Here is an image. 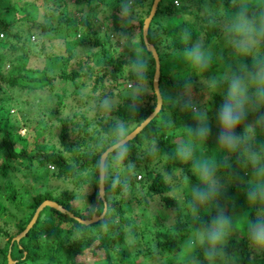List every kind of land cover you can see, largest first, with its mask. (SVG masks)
Here are the masks:
<instances>
[{
	"label": "clouds",
	"instance_id": "1",
	"mask_svg": "<svg viewBox=\"0 0 264 264\" xmlns=\"http://www.w3.org/2000/svg\"><path fill=\"white\" fill-rule=\"evenodd\" d=\"M135 4L136 0H121L118 16L125 28L133 27L140 19L135 14ZM228 4V10H223L221 0V8L213 10L212 0H203L202 14L218 30L222 49L214 56L202 38L186 47L180 55L189 71L176 81L174 90L154 86L155 76L150 77V72L158 74L160 54L156 48L134 47V55L126 65L133 77L125 85L130 88L127 108L136 114L143 107L145 96L151 95L152 115L147 121L114 120L94 146V153H99L95 173L100 205H89L86 211L95 219L94 213L102 210L107 218L110 202L101 186L113 193L119 190L121 196L131 194V180L136 175V164L129 159L131 142L138 136L147 141L144 129L157 117L160 119L151 133L150 154L159 152L156 135L161 129L182 130L173 151L164 154L191 172L182 186L172 189L193 222L182 244V264H235L228 245L242 218L252 257L264 256V139H258L264 138V0H228ZM174 5L179 7V0H174ZM155 7L153 4V13ZM151 19L145 20V32ZM120 38L134 45L137 34L122 33ZM183 39H191L188 30ZM153 57L155 67L151 63ZM214 62L220 67L209 74ZM217 96L220 103L214 112L215 147L210 150L207 145L213 137V123L209 104ZM113 101V96L105 95L99 101V110L110 113ZM173 110L189 115L192 123L178 127L172 118ZM166 176L173 179L172 173ZM233 186L246 203L239 217L236 202L228 195ZM99 228L107 231L106 219H101Z\"/></svg>",
	"mask_w": 264,
	"mask_h": 264
},
{
	"label": "trees",
	"instance_id": "2",
	"mask_svg": "<svg viewBox=\"0 0 264 264\" xmlns=\"http://www.w3.org/2000/svg\"><path fill=\"white\" fill-rule=\"evenodd\" d=\"M45 1V3L33 2V9L31 11L25 12L24 21L21 20V18L18 20V22L23 21L21 23L30 22L26 29H21L19 27L13 28L12 26L13 24H15V21L13 19L6 18L2 14L0 15V33L2 34V36L0 37V177H6L9 169L13 171H20V167H22L24 168V170H26V172L31 171L33 169L35 161H37L38 164H43L44 166L50 164L52 168H55L51 171V174L55 175L56 178H67L70 183H73L75 186H79V184L82 183H87L91 188V191L89 193L87 192V194L85 193L82 195H84L86 201L89 203L88 206L93 204L99 206L100 201L97 199L95 173V161L98 158L99 153H94L93 144L97 143V138L102 132L108 130L109 126L114 120L118 118L142 120L143 118H145L146 115L152 110L153 97L150 95L148 100L149 102L147 104H145L144 102L143 107H141L136 114H132L128 111L127 106L130 103L129 98L120 97L115 103V106L111 110V112H108V115L111 116L110 120H98V128L91 130V133H89L90 130L88 129L89 122L82 112H78L77 115H75L76 113H72L70 117H57L58 109L63 104L62 100L57 99L55 101L54 108L48 107L46 109H40L42 111L41 114L49 117H54V119L57 118L60 122L58 144L61 150L69 152V155H65L63 151L54 149V147L49 148L48 145H46L45 141H43L42 135L44 130L46 131V129H49L50 124H52L53 122H43L40 117L36 118V120L34 121V126H29L27 125V120H29L28 118L26 120H23V124L27 125V129L32 131V136L28 139L27 136L20 134L18 131L19 121H17L16 119L12 120L8 115L9 108H6L10 106H16L18 102V98L16 99V102H12L11 92L25 91L31 92L33 94L36 90L51 89L54 77L67 79L70 82L78 78L80 75L78 72L66 71L65 67L67 66L66 60L73 57V47H82V45H84L83 43H85L87 46L90 45L88 38L84 35V30H80L81 28L87 29L88 34L96 35V39L93 40V44L95 46H98L95 52H99L100 56L102 57V65L104 67H108V69L103 68L100 75L95 77L93 83L90 86L91 91L99 86H102V79L104 75L106 76V79L108 81H112L116 86H118V83L116 82L117 77L122 72L123 67L126 66L129 62V60L121 58L119 54L114 51V49L112 50V53L109 54V49H105L102 47V42L97 38L98 30L97 28L93 27L94 21L91 17H89L88 15H73L72 17L67 16V5L65 0ZM75 1L80 2L82 0ZM118 1H120L121 3V0ZM151 1L152 0L148 1L146 9L144 10V15H142L137 22L138 34L141 44H143L140 31L141 22L149 10ZM188 1L189 0H184L183 2L182 0H180V6L177 7V5H174V0H169L168 2L163 1V3H161L162 0H159L155 13L152 16L153 19L155 15L162 13L167 15V19L172 20L173 22L176 21V23L172 22V25L169 29L170 33H175L177 38H179V41L175 44L174 48L168 49L171 52L170 54L172 55L174 54L180 56V52H183L186 47L190 46V44L199 37L201 32H203L204 34L205 43L214 40L216 41L219 37L218 30L210 25L207 16L202 14L201 5L203 3V0H196L199 4V9L196 12L192 13V20L183 18V14L191 13V11L187 9ZM120 3L117 6V10H119ZM136 4L139 7H141L142 5L140 0H136ZM43 5H45L44 7H51L50 10L55 12H50L52 13L51 16H54L55 14L54 20L57 22L55 26L51 25L50 21L52 19L50 17H48L49 21L46 23H38L36 21L39 7ZM222 6L223 10L227 11L229 6L228 0H222ZM10 7H12V3L9 2V5L5 7V9ZM212 7L213 10L220 9L221 0H212ZM175 12H180V17H178V14L174 15ZM156 18L157 16L154 20L151 19V21H153L152 23H156ZM158 26L159 28H163V35L167 40L165 49H167L170 47L168 45V42H170L168 34L170 33H168V28L163 27V25ZM71 27L77 29V39L76 41L71 42V44L67 43V55L65 56V58L62 54L55 55L54 53L48 51L43 54L44 57L42 59H45V63L43 66H41V68L31 69L24 66L22 60L26 58L27 54H40L39 52H42V44L43 40L45 39L41 37L40 34L43 35L46 32H50L51 36L54 33L57 34L61 28H64V30L67 31ZM11 28L14 30L10 31L12 30ZM33 29H38L37 32L39 33V36L35 34ZM105 30L108 31L107 34L114 33L118 30L120 33L125 32V29L118 27L116 23H112L111 21L105 25ZM185 30H188V32L191 33V39L187 42L183 39ZM32 33L33 35H31ZM34 35L36 38H38V41H35V43ZM146 39L148 43L152 44L156 48L154 43L157 44V41L154 40V37L151 34L150 24L146 33ZM36 44L38 46V52H36L34 47ZM161 45L163 46L162 41ZM91 55L94 56V54ZM151 63L153 64V59ZM55 65H60L58 75H49V68ZM5 66H7V69L4 71ZM88 72L91 76L92 71ZM151 75L152 72H150V76ZM129 77H132L131 73L129 74ZM161 77L164 76L159 75L158 87L159 82L161 81ZM149 82H151V80ZM78 85L79 84L77 83L75 87ZM72 93L73 95H76V92ZM107 94H111V91L109 90L106 95ZM77 95V100L75 102L85 107L88 106L86 97H82L81 94ZM93 101L96 102L97 98ZM219 103L220 97L217 96L215 98V102L212 103L211 107H216ZM172 115H179L183 118L185 117V114H177V111L175 110H173ZM73 117L74 119L72 120ZM66 121L69 122L68 129L65 125ZM40 123H42V126L39 125ZM187 123L190 124L192 123V121H187ZM162 134H164V132ZM172 134L173 132L168 133L167 136H165L164 134L163 136L160 135V137H156L158 146L164 147V154L171 153L172 151L170 148L175 145L174 141L171 140L173 138ZM28 140L30 141L31 147L28 146ZM15 143L18 146H15ZM135 145L136 143H131V155L129 157V159L131 160L139 158L136 156V154H134V150L136 149V147H138ZM145 159L146 158H143V160ZM178 164L179 163L177 162L166 159L163 164L164 170L168 171L171 167ZM182 166L184 169H186L185 165ZM146 174H150V172H147ZM137 176L136 178H132L131 186L133 184H137L139 187L145 190L144 194L149 196V198L154 195L162 194L163 192H169L170 190V184H165L162 174L159 172L153 173L149 176V178L145 176L141 178L140 175ZM23 177L24 180H28L25 174H23ZM28 186L30 188L31 184ZM103 191L105 194V199L110 202V209L114 208L120 214L119 224L113 223V220L110 221L111 219L109 214L107 216L106 222L108 223V226L112 225V228L115 230V235L113 237L107 236L106 233H102L100 236L91 234L85 236V233H87L89 229L92 230L90 225L99 223L101 219H104L103 216L95 222L84 225L75 221L65 213L47 207V209L49 210V215L52 216V212H54L61 216L60 218H58L59 223L62 224L61 226L56 221L49 222L48 220V223H46V216H43L42 219H39L41 211L45 208L43 207L39 211L35 222L25 233V235L22 236L17 242H10L11 238L20 230H22L24 225L28 222L35 207L42 200L51 199L48 196L49 194L53 193L50 188L39 189L31 192H29L28 190V192L31 193V203L27 205L28 209L30 210L25 217L20 219V223L17 224L15 231L10 232L5 228L4 225H2V223L0 224V236L3 237V242L0 245V264H6L7 253H9V257L14 261L13 264H25L28 261L35 262L36 258H40L43 264H87L82 259V255L86 253L90 254V258L94 257V259L96 260L100 259L98 257V253H100L102 255L101 260H103L105 264H125L127 258H131L134 260L136 258V253H134V256H131L130 253L125 252L124 249L119 245L123 241L121 238V231L119 230L121 224H124L122 225V227L125 226L127 229H129L128 224L134 222L128 216L123 215L125 214V209H123V207L121 206L122 204H129L131 198L123 200V197L120 196L116 200H113L112 198L108 197L109 194H118L119 190H116L113 193L110 192L107 186H103ZM8 192L10 199L14 198L15 191L12 189H8ZM53 194L58 197H56L57 200L54 201L63 206L64 209L71 211L74 215L82 219L91 217L87 211L85 212L86 216L80 214V212H78L77 210L75 212L72 211V209L69 207V204H67L66 202L71 198V195L73 194L71 191L62 190L57 194ZM228 195L233 200H235L237 205L236 215L239 217L241 215L240 211L246 207L245 198L239 191V189L235 186L229 189ZM160 199L163 200L166 208H171V206H173L172 208L176 210L177 216L179 215L178 213H180L181 208L180 206H178L179 204H177L175 200V195L166 194L165 196H161ZM229 208L231 209V205H229ZM2 211L3 208L0 209V213ZM99 214L100 211L94 213V215ZM39 220L41 222L37 224ZM68 220L69 224L67 223ZM154 222L155 221H152L150 223L151 226L149 231L152 232L153 237L157 240H155L151 245L146 244V247L148 248L147 252H154L156 250L165 249L168 255H170V252L175 247L172 240L173 236H169V234L167 233V227L162 224L161 221H159L157 225H153ZM244 223V219L242 218L239 225L241 224V226L244 228ZM36 224L38 226V230H35ZM99 226L100 223L96 227H94V229L98 230ZM176 227H181V224L177 223ZM74 233H77L78 235L76 237L70 238V236ZM22 240H24V242L28 244V246L22 243ZM228 251L230 254H233V259H235L236 264H264V256H257L256 258L252 257L245 235L236 239L230 238ZM47 254L51 256H48ZM90 264H94L92 260ZM165 264H168L167 260Z\"/></svg>",
	"mask_w": 264,
	"mask_h": 264
},
{
	"label": "rangeland",
	"instance_id": "3",
	"mask_svg": "<svg viewBox=\"0 0 264 264\" xmlns=\"http://www.w3.org/2000/svg\"><path fill=\"white\" fill-rule=\"evenodd\" d=\"M142 5L139 7L137 4L135 6V14L139 16V18L144 15L145 9L147 6V3L149 0H140ZM168 2L169 0H162ZM184 2V0H182ZM9 2L12 3V7L5 9L9 5ZM45 3V0H0V15L2 14L8 19H13L15 21V24H13L14 27H19L21 29H26V27L30 24V22L21 23L24 21L25 12L31 11L33 9L34 3ZM66 2V15L69 17H72L73 15L80 16V15H88L91 17L94 21V26L98 30L97 38L99 41L102 42L103 48H108V53L111 54L112 50L119 54V56L126 60H131L135 48H140L141 42L138 34V28L137 23L131 27V28H125L123 23L120 21L118 13L119 10H117V6L120 3L118 0H82L80 2H76L75 0H65ZM160 3V4H161ZM180 3V0H179ZM39 7V12H37L36 21L39 23H46L48 22V17H50L52 20L51 25L55 26L57 22L54 20V16H51L53 12L51 11V7ZM187 9L191 11L189 14H183L184 19L192 20V13L196 12L199 9V4L196 0H189ZM65 11V7H64ZM144 11V12H143ZM55 13V12H53ZM175 14H178L180 17V12H175ZM49 15V16H47ZM146 16V15H145ZM144 16V17H145ZM157 16L156 23H150L151 27V34L154 37V40L157 41V44L154 43L156 46L157 52L160 54L159 57V75L164 76L161 77V81L159 82V88L165 91L168 90H174V85L176 84V81L180 79L182 76H186L188 73L187 71V65L185 64L182 56L178 55H172L171 52L168 49H173L175 44L178 43L179 38H177L175 33H170L169 29L172 25V20L167 19V15L159 13L158 15H155L152 20L155 19ZM21 18L23 21L18 20ZM116 23V25L122 29H125V32L122 33H128L129 35L132 33L137 34V41L133 45L131 41H125L122 40L121 34L118 31L114 33L107 34V30H105V25L108 22ZM138 22V21H137ZM173 23H176L174 21ZM152 24V25H151ZM158 25H163V27L168 28V37L169 41L168 45L169 48L165 49V44L167 40L164 38L163 35V28ZM12 29V28H11ZM14 29L10 30L13 31ZM35 34L39 36V33L37 30L33 29ZM84 30V35L88 38L89 44L76 46L73 47V57L66 60L67 66L65 67L66 71H76L80 75L78 78L74 79L73 81H69L67 79L54 77L52 81L51 89H45V90H36L32 94L31 92H25V91H12L11 97L12 102H16L18 98V102L16 106H10L6 107L8 109V115L11 117L12 120L16 119L19 121V133L23 134L24 136H27L28 139L32 136V131L27 129V125L34 126V121L36 118H40L43 122L47 121L53 122L50 124V128L44 130L43 132V141H45L46 145H48L49 148L54 147V149L61 150L59 144H58V133H59V127L60 122L57 118L54 119V117L45 116L44 114H41L42 111L40 109H46L48 107L54 108L55 101L57 99L62 100L63 104L61 107H59L57 112V117L65 118L70 117L72 113L78 114V112H82L85 117L87 118L89 125L88 129L90 130L89 133H91V130L98 128V120L101 121H108L110 120L111 116L108 115V111H101L99 110V101L106 95V93L110 90L111 95L114 97V106L117 100L120 97H128V93L130 92V88L125 87V85L128 83L130 84L133 81V77H129V68L127 66L123 67L122 72L118 75L116 82L118 83V86L114 84L112 81H108L106 79V76H103L102 79V86H99L95 88L93 91L90 90V86L93 83L96 76L100 75L103 68L108 69V67H104L102 65V57L100 56L99 52H95L98 46H95L93 44V40L96 39V35L94 34H88L87 29H80ZM165 31V29H164ZM66 32V33H65ZM77 29L71 27L67 31L64 30V28H61L60 31L57 34H52L50 36V32H46L45 34H40L41 37H43L45 40H43L42 44V52H39L40 54L35 53H29L26 55V58L22 60L25 67L34 69V68H41V66L44 65L45 59H42L44 57V53L50 51L54 53L55 55H67V43L71 44V42L76 41V35H77ZM33 35V33L31 34ZM65 35V37H64ZM30 36V35H29ZM35 37V35H34ZM83 37V36H82ZM198 38L204 39L203 32L200 33ZM32 39V38H30ZM35 41H38V38L35 37ZM161 41L163 43V46L161 45ZM205 41V40H204ZM218 41V42H216ZM210 41L207 44V46L212 48L214 56L216 54H219L222 45L220 43L219 38L217 40ZM154 42V41H153ZM140 45V47H139ZM159 46V47H158ZM36 52H38V46L37 44L34 46ZM135 47V48H134ZM161 47V49H160ZM167 50V51H166ZM166 51V52H165ZM31 52V51H30ZM182 53V52H180ZM91 54H94L91 55ZM93 56V57H92ZM225 56L227 57V53H225ZM90 57V58H89ZM59 67L60 65H55L53 67L49 68V75L57 76L59 73ZM220 65L218 62H214L213 68L209 74H214L216 69L219 68ZM7 69V66L4 67V71ZM88 71H92V75H89ZM86 72V73H84ZM118 74V73H117ZM152 76V75H151ZM150 76V77H151ZM79 84L75 87L76 84ZM83 83V84H80ZM151 85V82H149ZM199 88H197V91ZM33 91V90H32ZM72 92H76V95H73ZM31 93V95H30ZM50 95H49V94ZM77 94H81L82 97H86L88 106H83L75 102L77 100ZM150 95L145 96L144 102L147 104L149 101ZM97 98V101H93ZM129 98V97H128ZM202 98V97H201ZM93 101V104H92ZM212 103L209 104V107L211 109L210 116L214 117V110L215 107H211ZM114 108V107H113ZM177 114H180V112L177 111ZM184 114V113H183ZM165 113H161V116H164ZM27 120V125L23 124V120ZM172 118L176 121L177 126H181L183 123H187V121L191 122V118L189 115L185 114V117H180L179 115L173 116ZM74 117L72 118V120ZM160 117H157L156 120H153L152 123L144 129V135L148 137V140L145 141L140 136L136 137V139L132 142L136 143L135 146L136 149L134 150V154H136L137 159L133 160L136 164V175L134 176L136 178L137 175H140L142 177H148L152 175L155 172H159L162 174V177L165 181V184H170V190L169 192H163L159 195H154L149 198V196L145 195V190L141 187H139L137 184H133L131 186V194L127 196H122L123 200H126L128 198H131L129 204H122L121 206L123 209H125V214L129 218H131L134 222L128 224L129 229H127L125 226H120L121 231V238L122 243L119 245L124 249L125 252H128L131 254V256H134L136 253V258L133 260L131 258H127L125 264H165L166 260L168 264H182L181 259V251H182V244L185 239H187L191 228L193 227V222L191 220V217L186 214V209H184L179 200L176 198L178 206H180V213L177 216L176 210L172 208H166L165 204L161 198V196L167 195H175L177 197V193L174 192L172 189L175 187L182 186L183 179L187 178L188 176H191V172L186 166V169L183 168L181 164H178L176 166L171 167L168 171L164 170V162L166 158L164 157V147H159V152L156 154H150V142L152 139L151 133L153 130L157 128V123L159 121ZM213 123V137L209 139L207 147L211 150L215 147V120L212 118ZM21 125V126H20ZM39 125L42 126V123ZM66 128L68 129L69 122H65ZM20 126V127H19ZM164 132L165 136H167L168 133L173 132V138L171 139L176 142V139H178L179 136L182 135V130L179 128L173 129L172 131L168 132L165 129H161L156 137H160V135ZM258 139H264L262 137H258ZM28 146L31 147L30 141L28 140ZM131 142V143H132ZM96 145V143L93 144V147ZM15 146H18L15 143ZM174 146H172L170 149L173 151ZM63 151V150H61ZM65 155H69V152L63 151ZM143 158H146L143 160ZM20 171H13L10 170L7 173L6 177H0V209L3 208V211L0 213V224L5 226V228L10 231L14 232L17 224L20 223V219L25 217L30 209H28V204L31 203V191H36L39 189H51L53 193H59L62 190L71 191L73 194L71 195V198L67 200V204H69V207L72 209L73 212L76 210L80 212V214L86 216L85 212L88 208V202L86 201L84 195L91 191V188L87 183L79 184V186H75L73 183H70V181L67 178H56L55 175L51 174V171L55 168H52L50 164H47L44 166L43 164H38L37 161L34 162L33 169L31 171L26 172L24 168L20 167ZM181 169L183 171H181ZM150 174H146V173ZM166 173H172L173 179L169 180L166 176ZM190 173V174H189ZM23 174L26 175L27 181L24 180ZM140 178V179H141ZM194 179V178H193ZM31 184V187L29 188L28 185ZM8 189H12L15 191L14 198L10 199ZM78 189V190H77ZM29 190V192H28ZM49 194L50 200L54 201L57 200V196L55 194ZM186 195V193H185ZM120 192L118 194H109V198H112L113 200H116L118 197H120ZM57 197V198H56ZM56 202V201H55ZM60 205V204H58ZM63 207V206H62ZM64 208V207H63ZM66 210V209H65ZM68 211V210H67ZM71 212V211H70ZM101 212V211H100ZM49 210L47 207L44 208V210L41 211L39 219L43 218V216H46L47 222L50 221H56L59 223V219L61 216H59L57 213L52 212V216L48 214ZM72 213V212H71ZM77 213V212H76ZM48 215V217H47ZM110 215V221L113 220V223L119 224V217L120 214L117 212L116 209L112 208L109 212ZM107 220V218H104ZM155 221L153 225H157L159 221L162 222L167 227V233L170 237L173 236L172 240L174 242L175 247L170 252V255H168L167 251L165 249L162 250H156L154 252H147L148 248L147 245H151L154 243L156 238L153 237L152 232L149 231L151 222ZM41 221L39 220L37 224H39ZM69 224V220L67 221ZM100 223V222H99ZM99 223H95L90 225L92 230L89 229L87 233H85V236L91 235H101L102 233H106L107 236L113 237L115 235V230L112 228V225L108 226L107 231H101L98 227V230L94 229ZM181 224V227H176V224ZM35 226V230H38V226ZM60 224V223H59ZM26 225V224H25ZM24 225V226H25ZM62 226V224H60ZM52 227V226H49ZM48 228V226H47ZM55 228V227H54ZM146 230V231H145ZM145 231V232H144ZM16 235V234H15ZM78 234L74 233L70 236V238L76 237ZM245 235L244 228L240 225H238V230L233 232L231 238L236 239L241 236ZM3 242V237L0 236V245ZM24 242V240L21 241ZM13 251V250H12ZM50 253V252H49ZM14 254V252H13ZM48 256H51L47 254ZM89 253H86L82 255V259L87 264H90L91 260L94 264H105L102 259V255L98 253V257L100 259H94V257L89 256ZM167 255V257H166ZM31 259V258H30ZM25 264H43L41 262L40 258H36L35 262L28 261ZM236 264V263H235Z\"/></svg>",
	"mask_w": 264,
	"mask_h": 264
},
{
	"label": "water",
	"instance_id": "4",
	"mask_svg": "<svg viewBox=\"0 0 264 264\" xmlns=\"http://www.w3.org/2000/svg\"><path fill=\"white\" fill-rule=\"evenodd\" d=\"M158 2H159V0H158ZM153 4H155L156 7H157V4H158V3H157V0H152V1H151V4H150V6H149V10H148L146 16L142 19L141 27H140V29H141V30H140V31H141V40H142L143 45H144V46H145V45H148V46H152V47H154V46H153L152 44H150V43L147 42V39H146V33H147V32L144 31V28H145V20H146L148 17H150V19H151L152 16L154 15V13H155L156 7H155V10H154V13H153V11H152V6H153ZM152 59H153V66L155 67V66H156V58L153 57ZM152 76H155V77H154V79H155V85H154V86L158 87L159 65H158V74L156 75L155 72H152ZM152 76H151V77H152ZM151 84H152V80H151ZM151 115H152V110H151V111L146 115V117L143 118L142 120L147 121V119H148ZM101 191L104 193V191H103V186H101ZM43 207H50V208H53V209H55V210H57V211H59V212L65 213V214L68 215L69 217L73 218L75 221H77V222H79V223H81V224H84V225H86V224H90V223H92V222H95L96 220L100 219V218L103 216V213H102V210H101V212H100L99 215H95V217H96L95 219H93L92 216L89 217V218H84V219H82V218H80V217L74 215V214L71 213L70 211L65 210L61 205H58V203H56L55 201H52V200H50V199H44V200H42V201H41V202L35 207V209H34V211H33V213H32V216L30 217V219L28 220V222L26 223V225L22 228V230H20L16 235H14V236L11 238L10 242H12V241H16V242H17L22 236L25 235V233L29 230V228H30V227L32 226V224L35 222L36 217H37L39 211H40ZM13 263H14V261L9 257V253H7V254H6V264H13Z\"/></svg>",
	"mask_w": 264,
	"mask_h": 264
},
{
	"label": "built area",
	"instance_id": "5",
	"mask_svg": "<svg viewBox=\"0 0 264 264\" xmlns=\"http://www.w3.org/2000/svg\"><path fill=\"white\" fill-rule=\"evenodd\" d=\"M2 36V34L0 33V37ZM138 177V176H137Z\"/></svg>",
	"mask_w": 264,
	"mask_h": 264
}]
</instances>
